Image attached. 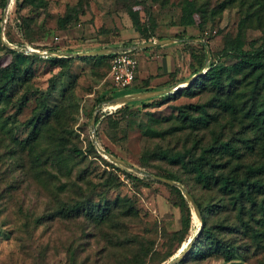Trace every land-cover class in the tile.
Returning <instances> with one entry per match:
<instances>
[{"label": "rangeland", "instance_id": "obj_1", "mask_svg": "<svg viewBox=\"0 0 264 264\" xmlns=\"http://www.w3.org/2000/svg\"><path fill=\"white\" fill-rule=\"evenodd\" d=\"M46 1L45 8L34 10L23 0H10L4 16L5 6L0 8V27L4 19L0 41L2 37L7 44L1 41L5 48L0 47V73L14 65L18 72L16 82L0 102V264H67L73 248L77 264H165L182 251L200 227V220L185 198L190 224L179 243L181 212L176 191L168 183L110 164L91 150L90 118L95 107H99L95 115L99 121L94 130L101 147L140 172L176 173L203 205H220L228 197L217 185L202 187L193 179L190 165L171 164L160 158L159 151L182 152L199 138L206 147L217 135L239 150V159H230V166L264 164V123L257 128L253 122L264 108V88L255 95L253 114L247 113L252 94L243 85L237 88L240 94H231L227 100L234 106L233 113L218 104L212 90L165 100L159 95L134 100L121 112L114 111L122 104H96V99L143 92L145 85L153 90L183 86L181 82L201 62L202 71L209 62H234L233 53L226 51L229 40L238 39L243 50L264 43V0H190L195 6V22L189 26L178 24L185 0ZM78 1L80 10L72 11ZM128 9L138 11L151 31V41L170 40L136 49L139 78L136 76L131 85L112 86L108 58L68 56L71 59L62 63L46 58L142 43ZM65 15L68 22L60 27L58 20ZM202 41L210 51L207 61L206 55L203 60L206 52ZM28 49L58 54L44 56ZM16 53L39 57L22 59ZM42 96L54 115L36 126L38 134L30 141L31 125L25 122L39 110ZM196 103L207 104L214 119L206 128L174 131L179 125L177 108ZM150 128L171 133L152 136ZM72 148L79 153L69 155ZM190 153L198 156L200 149ZM210 154L218 164L228 157L220 151ZM226 169L214 168L215 173ZM261 199L257 195L256 201ZM76 201L107 203L112 210L100 221L84 215L65 218L58 212L64 204ZM215 204L209 213L211 223L222 218L234 220V209L222 210ZM256 211V217L262 215L257 206ZM253 225L262 230L258 221ZM224 236L236 244L249 243L239 235ZM244 253L230 259L212 254L182 264H264V249L250 246Z\"/></svg>", "mask_w": 264, "mask_h": 264}, {"label": "trees", "instance_id": "obj_2", "mask_svg": "<svg viewBox=\"0 0 264 264\" xmlns=\"http://www.w3.org/2000/svg\"><path fill=\"white\" fill-rule=\"evenodd\" d=\"M27 5L31 6L34 10L43 9L47 5L46 0H23ZM6 4V0H0V8ZM81 3L77 2L76 7H71L72 11L76 9L80 10ZM82 12V11H81ZM128 15L132 22V26L135 31L143 38V42H150L152 34L149 32V29L145 26V23L140 20L139 13L136 10L128 9ZM194 13L195 6L193 1L185 0L182 7V13L179 18V25L189 26L194 24ZM68 16L65 15L59 18L58 23L60 27H64L68 22ZM205 42V41H204ZM207 44V42H205ZM139 44V43H138ZM136 44H125V45H116L113 47H129ZM202 50L205 51L203 44ZM208 46V45H207ZM0 47H4L0 41ZM5 48V47H4ZM102 48V47H101ZM227 52H232L235 56V61L227 64L226 62H209L206 65L205 70L197 75L190 83L186 84L181 88H177L172 92L159 95L163 100L176 98L178 96H194L205 91L212 90L214 93V99L217 100L218 104L224 109L231 110L235 112L234 106L231 101H227L231 94L237 95L239 91L237 88L240 85L243 87H248V90L252 94V105L249 108L248 114H253L251 107L254 104L255 95L264 88V43L260 46L255 47L250 50H243L239 44L238 39H231L227 42ZM142 49V48H141ZM137 51L136 49L132 52ZM114 53H108L105 55H98L94 58H108L110 59ZM17 56L22 59L28 58V56L39 57L36 54H23L16 53ZM203 54V60L205 58ZM53 63H62L71 59L68 56H49ZM77 59H86L85 57H77ZM203 62L199 63L196 67L192 69L191 74L187 77L196 74L202 67ZM17 67L16 65L11 68H7L0 73V102L2 99L7 97V92L11 86L17 80ZM186 78V79H187ZM185 80V79H184ZM50 88H53L52 80H50ZM146 91L153 90L147 89V86H144ZM140 90V89H139ZM144 92V91H143ZM118 95L112 96H101L96 99V104L102 101H110L112 98L117 97ZM122 96V95H121ZM42 96L41 106L38 111H35L30 118L25 122L31 125V131L29 139H33L37 136L38 132L35 130L36 126L42 125L44 122L49 120L51 116L54 115V109L49 108L45 105V101ZM207 104L205 103H196V104H187L182 105L177 108V115L175 119L179 121V125L175 127L174 131H181L184 128H190L191 130H196L199 128H206L211 121L214 119V116L209 114L206 109ZM127 109V103L122 104L114 112H121ZM260 117L255 118L256 121H253L257 128L259 127L260 122L264 123V108ZM99 121V116L95 118L94 124L96 125ZM253 123V124H254ZM38 129V128H37ZM152 136H163L164 134L171 133L168 130L163 132H158L153 129H149ZM173 132V131H172ZM96 141L97 132L95 133ZM91 150L97 154L101 155L91 140L88 142ZM99 144V143H98ZM205 143L201 142L199 138L193 142L189 147H185L184 151H159L160 158L166 159L171 164H179L183 168L190 165L191 172H193V179L195 182L200 183L204 188H210L211 185H217L218 189L228 197V199H222L220 205L211 203L203 205L196 196H194L187 185H185L183 179L176 173L165 171V172H154L152 174L164 178H168L179 182L182 184L193 197L195 203L200 212V221L201 226L198 232L197 237L192 242L190 248L185 253L184 257L177 264H182L189 259H204L209 255H220L224 259H230L235 254L242 256L245 250H248L250 246L260 247L264 249V243H262V237L264 236V164L254 165L252 162H246L243 164L236 163L233 166H230V159H239L240 153L236 146L228 141H223L217 135L213 140H211L208 145L205 147ZM198 147L200 153L198 156H193L190 153V150ZM102 148L111 154L115 155L108 148ZM188 148V149H187ZM222 152L225 153L228 157L225 162L218 164L215 163L214 159H211V152ZM79 150L72 148L68 151L69 155L78 154ZM116 156V155H115ZM188 157V159H187ZM105 160V159H104ZM109 160V159H108ZM110 164L112 161H110ZM216 166H222L227 169L225 171H219L215 173L214 168ZM146 180L156 181L154 179L144 177ZM170 187L176 191L178 194V204L177 206L181 212V228L177 231L178 242H182L183 237L190 224V206L182 195L181 191L175 187ZM257 195H261L262 199L257 202ZM220 206L222 210L230 207L234 209L235 217L233 219H219L214 223H211L210 215L211 205ZM256 206L259 210L262 211V215L256 217L258 211H256ZM112 210L107 203L104 204H91L89 202L76 201L71 204H64L58 212L62 214L65 218H75L80 215L86 216V218L93 221H100L108 217ZM218 211V210H217ZM220 211V210H219ZM256 218V219H255ZM260 223L262 230L255 228L253 222ZM221 233V236H220ZM235 234L239 235L241 240L249 239V243L245 242L243 244H236V242L231 241L226 238V234ZM253 244V245H252ZM67 258V264H77L75 248L69 250ZM169 256V255H167Z\"/></svg>", "mask_w": 264, "mask_h": 264}, {"label": "water", "instance_id": "obj_3", "mask_svg": "<svg viewBox=\"0 0 264 264\" xmlns=\"http://www.w3.org/2000/svg\"><path fill=\"white\" fill-rule=\"evenodd\" d=\"M9 2H10V0L6 1L5 7L3 10V16L5 15L6 11L8 10ZM3 23H4V19H2V22H1L0 36L2 34ZM1 41L3 44H6L5 41L2 39V37H1ZM168 41H170V40L166 39V40H160V41L143 42V43H139V44L129 46V47H111V46H108V47H102V48L90 50V51L76 52V53L67 52V53H60V54H61V56L93 57V56L105 55L108 53H114V52L122 51L125 48L126 49H141V48H145V47L158 46V45L164 44ZM202 44H203L205 52H206V61H207L209 58L210 51H209L207 44L204 41H202ZM28 51L29 52H35L37 54H41L44 56H49L52 54H58L57 52H45V51L39 52V51L34 50V49H28ZM202 72H203L202 69L199 70L196 74H194V75L190 76L189 78L183 80L181 83H185V85L190 83L197 75L201 74ZM185 85H183V86H185ZM183 86H181V87H183ZM181 87H178V84H176L175 86L164 88V89L148 90V91H144V92H136V93H132V94H126V95L114 97L109 102L112 104H115L116 106H120L121 104L130 102V101L142 100V99H147L150 97L166 94V93L172 92L173 89H177V88H181ZM98 108L99 107H95V110H94V112L90 118V127L93 128L91 141L94 144L97 151L102 156L106 157L107 159H109L113 163L119 164V165L126 167V168L133 169L134 171H136L138 173H142L145 176H149V177L154 178L156 180L168 183L171 186L177 187L181 191L182 195L189 201V203L192 206L193 213L200 220V212H199V209L197 207V204L195 203L193 197L189 194L188 190L182 184H180L179 182H176L174 180L168 179V178L156 176L154 174L140 172L139 170H136L132 166H130L129 163H127L125 160H123V159L111 154L110 152L104 150L98 144V142L96 141L95 130H94V126H95L94 120H95V115L98 111ZM200 226H201V221H200ZM199 230H200V227H198L197 232L187 240L186 245L182 249V251L175 258H173L172 260L168 261L165 264H177V263H179L181 261V259L184 257L187 250L190 248V246H191L192 242L194 241V239L196 238V236L198 235Z\"/></svg>", "mask_w": 264, "mask_h": 264}, {"label": "built area", "instance_id": "obj_4", "mask_svg": "<svg viewBox=\"0 0 264 264\" xmlns=\"http://www.w3.org/2000/svg\"><path fill=\"white\" fill-rule=\"evenodd\" d=\"M134 49H124L114 52L109 59V80L115 88H125L131 85L135 79L138 66L137 58L132 52Z\"/></svg>", "mask_w": 264, "mask_h": 264}, {"label": "crops", "instance_id": "obj_5", "mask_svg": "<svg viewBox=\"0 0 264 264\" xmlns=\"http://www.w3.org/2000/svg\"><path fill=\"white\" fill-rule=\"evenodd\" d=\"M137 59H138V57H137ZM138 66H139V59H138ZM138 66H137V70H136V73H135V77L138 76V71H139L138 70V68H139ZM138 78H139V76H138Z\"/></svg>", "mask_w": 264, "mask_h": 264}, {"label": "bare ground", "instance_id": "obj_6", "mask_svg": "<svg viewBox=\"0 0 264 264\" xmlns=\"http://www.w3.org/2000/svg\"><path fill=\"white\" fill-rule=\"evenodd\" d=\"M179 87H181V86H179Z\"/></svg>", "mask_w": 264, "mask_h": 264}]
</instances>
